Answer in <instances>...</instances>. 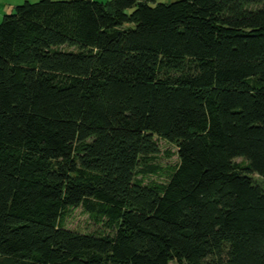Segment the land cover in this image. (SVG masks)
<instances>
[{"label":"trees","instance_id":"16d2710c","mask_svg":"<svg viewBox=\"0 0 264 264\" xmlns=\"http://www.w3.org/2000/svg\"><path fill=\"white\" fill-rule=\"evenodd\" d=\"M0 264H264V0L4 14Z\"/></svg>","mask_w":264,"mask_h":264},{"label":"rangeland","instance_id":"374dc122","mask_svg":"<svg viewBox=\"0 0 264 264\" xmlns=\"http://www.w3.org/2000/svg\"><path fill=\"white\" fill-rule=\"evenodd\" d=\"M2 1H4V2L7 1L9 4L15 5V6L20 5V4L25 2V0H2ZM30 1H31L30 3H34L33 1H35V0H30ZM36 1H38V0H36ZM59 1H68V0H59ZM96 1L104 2L106 0H96ZM156 1H157V3H170V2L177 1V0H156ZM15 2H16V4H15ZM2 8H0L1 11H2ZM3 15L4 14H2L0 12V20L2 19ZM158 145H159L160 153H159V157L157 159V162L159 164H161L162 166L168 165V164H176L177 163V157H176V155H174V152L176 151L175 148L173 146L165 143L164 141H158ZM167 152H170L172 154V156L170 158L166 157ZM235 162L239 163V162H241V159H236ZM253 178L257 181L260 180L255 175L253 176ZM67 226L70 229H76V230H81V231H86V230L90 229V224H89L87 216L83 215L79 209L73 212V214L71 215V217L67 221Z\"/></svg>","mask_w":264,"mask_h":264},{"label":"crops","instance_id":"0c3cea01","mask_svg":"<svg viewBox=\"0 0 264 264\" xmlns=\"http://www.w3.org/2000/svg\"><path fill=\"white\" fill-rule=\"evenodd\" d=\"M25 1H27V2H31L30 0H25ZM39 1V0H38ZM56 1H59V0H56ZM7 1H0V8H2V11L0 10V12L2 13V14H6V13H9V12H11L12 11V9L15 7V5H11V4H9L8 2L6 3ZM33 2H37L36 0L35 1H33ZM15 4H16V2H15ZM2 5V6H1Z\"/></svg>","mask_w":264,"mask_h":264}]
</instances>
